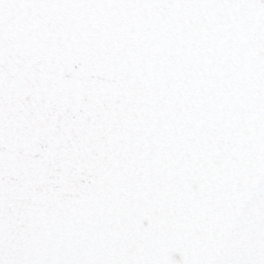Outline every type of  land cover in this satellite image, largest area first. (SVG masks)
Instances as JSON below:
<instances>
[{"label":"snow or ice","instance_id":"snow-or-ice-1","mask_svg":"<svg viewBox=\"0 0 264 264\" xmlns=\"http://www.w3.org/2000/svg\"><path fill=\"white\" fill-rule=\"evenodd\" d=\"M0 264H264V0H0Z\"/></svg>","mask_w":264,"mask_h":264}]
</instances>
